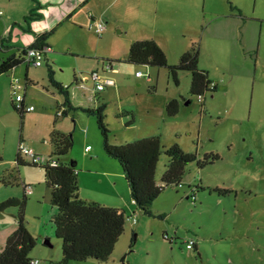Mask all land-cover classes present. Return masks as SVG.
<instances>
[{"label": "rangeland", "instance_id": "rangeland-1", "mask_svg": "<svg viewBox=\"0 0 264 264\" xmlns=\"http://www.w3.org/2000/svg\"><path fill=\"white\" fill-rule=\"evenodd\" d=\"M231 2L237 9L234 16ZM175 6L185 14L192 12L196 19L192 30L185 32L186 40L196 34L197 43L202 44L206 36L199 68L206 65L210 69L217 92H207L203 103L197 96L191 95L189 103L181 98L179 113L167 115L163 122L162 118L148 116L153 113L140 106L171 96L172 91H184L187 97L191 94V73L180 71L184 75L178 78V84L172 75L168 84L162 76L157 90L155 80L151 84L143 81L139 86L130 75L123 80V102L116 95L105 108L106 123L110 142L118 145L124 141L137 129L130 130L122 123L120 105H131L136 113L130 125L144 127L157 122L156 135H163L165 146L180 142L182 149L197 159L187 165L182 188L169 186L155 200L153 215L126 212L125 232L106 262L88 259L67 264H264V0H176ZM75 62L66 53L51 66L64 80L74 83L72 70H68ZM26 67L23 63L6 75H21ZM30 68L42 84L47 67ZM140 69L147 72V66ZM83 83L85 88L78 94L88 101L85 105H90L94 101L92 84ZM27 96L35 111L23 120L13 107L0 103V203L22 198L24 185L30 187V193L26 191L25 221L37 242L32 257L40 264H58L63 259L62 240L56 237L52 224L58 210L50 203L43 168L44 160L54 153L51 134L55 130L73 137L70 152L56 158L63 163L77 161L76 169L86 178L79 182V194L106 198L104 189L108 183H97L98 176L89 175L87 170L99 171V167L90 165L92 156L107 155L96 119L80 108L59 116L56 100L37 90L29 88ZM131 120L132 117L128 121ZM21 138L41 157L40 164L32 165L25 157V165H17ZM87 145L92 148L89 153L85 152ZM212 155L219 159H209L203 168L198 166L199 160ZM115 162L118 166L119 162ZM168 163L169 157L163 153L156 173L159 184ZM100 179L104 181V177ZM18 213V207L0 212V252L6 241L1 235L17 228ZM166 233L172 241L165 239ZM191 239L196 241V250L187 249Z\"/></svg>", "mask_w": 264, "mask_h": 264}, {"label": "crops", "instance_id": "crops-1", "mask_svg": "<svg viewBox=\"0 0 264 264\" xmlns=\"http://www.w3.org/2000/svg\"><path fill=\"white\" fill-rule=\"evenodd\" d=\"M175 4L176 0H0V58L5 59L10 55L19 56L23 49L32 46L37 41L39 35L52 32L46 41V45L51 47L52 51L47 53L45 63L39 67L32 65L36 68L47 67L42 78V84L30 68L31 64H27L21 75L14 73H12V77L9 74L0 75V103L4 101L5 104L13 107L11 82L16 77L25 86L23 94L26 106H34L29 102L30 99L27 96L30 88L39 91L43 96H52L57 102L56 105L58 106L55 110L58 112L64 98L49 81V67L54 71L55 80L68 87L71 104L85 109H95L101 105L108 107L116 95H119L121 102H123L124 95H126L122 90L123 80L129 79L130 75L134 77L136 82H139V86H142L143 81L151 84L155 80L156 90L160 85L162 76L166 78L167 84L170 83V74H167L166 68H152L150 70L147 66V71L154 75L153 81L148 82L146 78L136 76V72L141 70V67L146 66L130 64L127 59L130 47L136 41H156L166 52L169 63L173 65L178 64L181 57L190 51L194 44H197L198 36L196 34H191L189 40L185 39V32L192 30L195 17L192 16V12L183 13L176 8ZM231 4V16H234L237 9L232 2ZM221 16L229 18L227 14ZM93 20L105 22L106 30L103 34L99 35L89 28ZM205 38L206 36L200 44L201 58L203 57ZM103 48L104 51L102 52ZM66 53L76 60L73 67L68 70V72L72 70L71 75L74 83L64 80L51 66L52 61ZM203 70H206L208 74L210 73V69L206 65H203ZM93 72L99 73L105 86L104 90L98 91L96 89V82L90 77ZM84 73L87 75H83ZM183 75L180 72L178 78ZM26 79L29 80V83ZM84 81H90L92 84L91 93L94 101L90 105H85L84 103L88 101L78 94L80 90L85 88ZM183 93L184 91L181 93L172 91L171 96L150 102V104H142L140 108L153 113L148 116L154 115V117L162 118L165 122L167 118L166 105L170 100L193 98L190 93L187 97ZM120 106L123 116L121 117L122 123L130 130H137H133L134 132L118 145L157 136L156 134L159 132L157 122L155 125L144 127L137 126V124L130 125L129 122L133 123L134 121L135 109L131 105ZM71 115L75 118V114L72 113ZM141 115L143 116V114ZM130 117L132 120L128 121ZM139 127L141 128L138 131ZM55 133L57 132L55 131ZM161 138L164 139L163 135ZM20 140L22 141V138ZM178 143L181 145L180 142ZM163 144L166 145L167 140ZM86 148L85 152L87 153L92 150L91 148L87 151ZM23 159L25 160L24 157ZM115 161L108 156H101L99 153L95 154L94 157L92 156L91 161H89L90 165L99 167V171H87H90L89 175L93 173L98 176L97 183H108L104 189L107 196L104 199L97 197V195L95 197H93L94 195L85 196L82 193L80 196L88 202L114 207L126 215L128 210H136V207L130 196V189L122 168L120 164L117 166ZM101 176L104 177V181L100 179ZM85 180V176H80L79 173L78 181L80 184ZM14 231L15 229L10 233H4L1 238H5L7 241ZM47 243L49 242L47 241Z\"/></svg>", "mask_w": 264, "mask_h": 264}, {"label": "trees", "instance_id": "trees-1", "mask_svg": "<svg viewBox=\"0 0 264 264\" xmlns=\"http://www.w3.org/2000/svg\"><path fill=\"white\" fill-rule=\"evenodd\" d=\"M51 34L52 32H48L39 35L37 41L32 46L23 49L19 56L10 55L5 59L0 58V75L13 72L17 66L23 63L28 64L26 60L27 50L30 47L47 46L46 41ZM200 47V43L194 44L191 50L181 57L179 63L173 65L169 63L166 52L156 41H136L130 47L127 62L139 66L166 68L177 84L179 83L178 74L180 71L190 72L192 75L191 95L197 96L202 102L207 92H217L218 85L209 78L207 71L199 68ZM48 77L51 85L64 98L57 115L59 111H62L60 116H65L71 110L80 108L71 104L68 87L55 80L54 71L51 67L48 68ZM26 81L29 83L28 79ZM181 104L180 99L170 100L166 105V114L168 116L177 115L181 109ZM13 108L19 113L21 120L28 114L18 111L14 103ZM105 108V105H101L95 109H80L96 119L103 138L104 151L108 157L119 162L136 210L145 215H153L152 206L155 200L167 187H178L179 184H182L187 165L195 161L197 156L186 153L179 144L170 147L165 146L160 136L147 137L123 145L112 144L110 142V129L106 123ZM52 142L54 153L45 160L46 163L43 168L50 194V203L58 210L52 219L55 235L62 240L63 259L58 264L88 259L106 262L125 232V214L114 207L83 200L79 194L78 176L80 170L76 169L77 161L71 160L68 163H63L56 158V156H65L70 152L74 143L72 135L64 136L54 131ZM163 153L169 157V163L165 174L162 176V184H159L156 180V173ZM26 158L30 159L29 157ZM209 159L214 162L219 159V156H206L202 161L199 160L198 166L203 168L209 163ZM30 161L32 165L40 164L32 159ZM54 161L57 164L54 165ZM16 163L17 165H25L26 163L19 150ZM182 186L184 185L182 184ZM26 187L27 185H24L22 198L13 197L0 203V212L10 207L19 208L17 228L9 236L0 252V264H33V261L38 260L32 258V252L37 242L27 228L25 221L28 204Z\"/></svg>", "mask_w": 264, "mask_h": 264}, {"label": "built area", "instance_id": "built-area-1", "mask_svg": "<svg viewBox=\"0 0 264 264\" xmlns=\"http://www.w3.org/2000/svg\"><path fill=\"white\" fill-rule=\"evenodd\" d=\"M89 28L94 30L97 34L101 35L106 30V24L105 22L101 20H93L91 21ZM52 48L49 46H39V47H30L27 50L26 54V60L28 64L34 65L36 67L42 66L45 63L46 55L47 53L51 52ZM136 76L140 78H146L148 82L152 81V75L149 71L144 73L142 70H139L136 72ZM90 77L93 81L96 82V89L98 91H102L105 86L101 81L100 75L98 72H93L90 74ZM25 89V86L21 83V81L14 77L11 82V94L12 99L15 108L18 111H21L22 113H30L34 111V106H26L24 104V95L23 90ZM62 114V111H59L58 115L60 116ZM91 149V146H87L86 150L89 151ZM19 153L21 156L29 157L36 163H40L41 157H39L32 149H30L28 146L23 144L22 142L19 145ZM44 160V159H43ZM45 161V160H44ZM53 164H57L55 161ZM179 188H182V184H179ZM26 191L30 193V187H26ZM194 191V190H193ZM129 219V218H128ZM165 239L172 241V238L168 233L164 235ZM196 241L191 239L187 242V249L194 250ZM33 264H39V260L33 261Z\"/></svg>", "mask_w": 264, "mask_h": 264}]
</instances>
